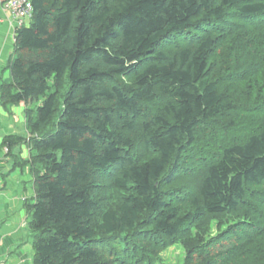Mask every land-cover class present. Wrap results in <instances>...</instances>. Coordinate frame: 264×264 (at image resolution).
Returning <instances> with one entry per match:
<instances>
[{
    "label": "trees",
    "instance_id": "obj_1",
    "mask_svg": "<svg viewBox=\"0 0 264 264\" xmlns=\"http://www.w3.org/2000/svg\"><path fill=\"white\" fill-rule=\"evenodd\" d=\"M29 1L32 264H264V0Z\"/></svg>",
    "mask_w": 264,
    "mask_h": 264
},
{
    "label": "crops",
    "instance_id": "obj_2",
    "mask_svg": "<svg viewBox=\"0 0 264 264\" xmlns=\"http://www.w3.org/2000/svg\"><path fill=\"white\" fill-rule=\"evenodd\" d=\"M0 0V83L9 78L8 63L13 59L15 22ZM28 24V22H27ZM26 108L23 104L9 109L0 107V264H32L33 233L29 229L30 215L26 208L33 203V181L24 169L13 166L12 157L4 152L3 141L8 137L27 140ZM29 157L24 141L11 150ZM10 150V151H11Z\"/></svg>",
    "mask_w": 264,
    "mask_h": 264
},
{
    "label": "rangeland",
    "instance_id": "obj_3",
    "mask_svg": "<svg viewBox=\"0 0 264 264\" xmlns=\"http://www.w3.org/2000/svg\"><path fill=\"white\" fill-rule=\"evenodd\" d=\"M29 138V136H28ZM26 144V143H25ZM27 147V145H26ZM28 148V147H27ZM14 149V148H13ZM4 152L6 155L12 157L13 166H16L18 169H24L31 177L32 181V173L31 167L28 164H24L26 161L28 162L29 157L21 158V153L16 151V149L11 150L10 152L7 148L4 147ZM30 199L25 200L24 204H28ZM186 252L181 245H175L174 247L168 248L165 252L161 253L160 260L158 264H184Z\"/></svg>",
    "mask_w": 264,
    "mask_h": 264
},
{
    "label": "built area",
    "instance_id": "obj_4",
    "mask_svg": "<svg viewBox=\"0 0 264 264\" xmlns=\"http://www.w3.org/2000/svg\"><path fill=\"white\" fill-rule=\"evenodd\" d=\"M4 8L12 14L15 30L24 26L32 18V6L29 0H6Z\"/></svg>",
    "mask_w": 264,
    "mask_h": 264
}]
</instances>
